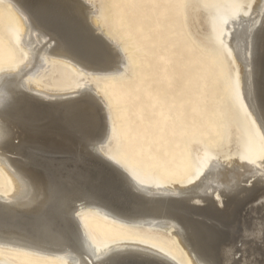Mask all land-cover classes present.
Here are the masks:
<instances>
[{"label": "bare ground", "instance_id": "1", "mask_svg": "<svg viewBox=\"0 0 264 264\" xmlns=\"http://www.w3.org/2000/svg\"><path fill=\"white\" fill-rule=\"evenodd\" d=\"M6 6L22 55L16 71L0 72V247L62 264H264V154L252 160L231 133L235 155L212 156L194 182L145 185L109 159L115 125L96 84L125 70L113 6L104 15L96 0H0ZM192 14L199 30L212 29L211 14ZM221 29L264 142V0L234 9ZM86 209L170 234L184 256L94 243Z\"/></svg>", "mask_w": 264, "mask_h": 264}, {"label": "rangeland", "instance_id": "2", "mask_svg": "<svg viewBox=\"0 0 264 264\" xmlns=\"http://www.w3.org/2000/svg\"><path fill=\"white\" fill-rule=\"evenodd\" d=\"M96 1L103 15L106 4L113 6L107 13L126 61L122 73L102 75L96 84L115 125L110 161L149 187L157 182L167 187L194 182L212 156L233 157L227 148L231 133H239L241 150L249 158L263 156L264 142L243 104L221 29L233 10L250 0ZM198 8L212 16L207 33L193 24L192 12ZM9 11L0 9L1 74L16 71L21 63L19 29ZM6 186L0 174V192ZM82 220L94 243H136L184 256L178 240L162 231L126 226L89 209ZM0 260L62 264L5 247H0Z\"/></svg>", "mask_w": 264, "mask_h": 264}, {"label": "snow or ice", "instance_id": "3", "mask_svg": "<svg viewBox=\"0 0 264 264\" xmlns=\"http://www.w3.org/2000/svg\"><path fill=\"white\" fill-rule=\"evenodd\" d=\"M261 203L264 204V201H262Z\"/></svg>", "mask_w": 264, "mask_h": 264}]
</instances>
